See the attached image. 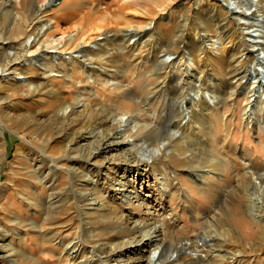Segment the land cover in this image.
I'll return each mask as SVG.
<instances>
[{"label": "rangeland", "instance_id": "rangeland-1", "mask_svg": "<svg viewBox=\"0 0 264 264\" xmlns=\"http://www.w3.org/2000/svg\"><path fill=\"white\" fill-rule=\"evenodd\" d=\"M49 1L0 0V264H151L188 238L198 264H264V88L251 79L264 0H232L238 13L221 0ZM165 52L200 54L197 72ZM12 75L30 90L7 91ZM131 115L157 124L147 146L167 142L160 169L133 146ZM180 143L186 162L171 160ZM219 155L228 166L207 171Z\"/></svg>", "mask_w": 264, "mask_h": 264}, {"label": "bare ground", "instance_id": "bare-ground-1", "mask_svg": "<svg viewBox=\"0 0 264 264\" xmlns=\"http://www.w3.org/2000/svg\"><path fill=\"white\" fill-rule=\"evenodd\" d=\"M221 1H223V2H225L227 4H235L236 5L235 8H234V6H231L230 8L232 10H234L235 13H238V7L239 6L237 5L236 1H232V0H221ZM237 15H240V14H237ZM135 33H136L135 31H132V30L129 31L128 30V33L126 35H127V38L129 40V42L130 41H137L139 39V37L137 36L138 34L136 35ZM248 33H249L250 36H252V34H255V30L251 29V33L252 34L250 33V31ZM111 35H113V34H111ZM11 36H13V34ZM29 39H32V38L30 37ZM250 40L252 42H254V43L257 42V39L254 36H252L250 38ZM28 41H30V40H28ZM218 41H219L218 39L216 40V39H213L211 37L206 41L207 47L211 48L213 54H215V55H221V53H225L227 51V48H226L227 46H222V47L218 48V46H217ZM259 41L263 42L262 39H260ZM92 44H94L96 46L95 43H92ZM260 44H262V43H260ZM23 45L29 46L30 43L29 44L23 43L22 46ZM63 45H64V42H60V47L63 46ZM262 49H263V47H262ZM262 49L260 50L259 54L262 57H264V50H262ZM54 51L55 52L53 54L58 59L63 58L64 55L66 54V52L64 50H62V47L60 49L56 48V49H54ZM78 51H79V54H82L84 52L83 48L79 49ZM165 53L166 54H165L164 60L168 64V66L170 65V63H172V65L175 66V64H177V63L181 64V63L184 62V63L187 64L186 65V67H187L186 72L191 73V74H193L194 72H197L198 67H199V62L201 61V55L200 54H198V56H200L199 58H198V56H194V55L189 56V57H186L184 55L181 58L176 57L177 59L175 60L174 59L175 55H172L171 53H168V52H165ZM67 54H70L68 56V59H72L74 57L73 53H68L67 52ZM243 54H244V52L242 53V56H243ZM6 55L8 56V53H6ZM29 58H33V56L30 55ZM243 61H244V59H243ZM243 61L239 60L237 63L238 64H242ZM251 64H252L251 65V73H252L251 74V79H252V82H253V85H254L253 86V91H257V90H260L261 88H264V65H263V63H260V62H255V63H251ZM16 76L17 75H12L9 78L8 82L4 83V87L6 88V90L11 92V93H13V94H22L25 91H29L30 88H31V84L29 82H26L25 80L21 79L20 77H16ZM263 93H264V90L261 91V93H260L261 98L264 97ZM199 96H201L200 93H196V94L193 95V97L191 99V104L193 106L199 105V100H198ZM206 96L213 100V98L211 97L209 92H207ZM250 96L254 100V96H255L254 92H251ZM142 97H143V95H142ZM144 97H145V100L146 99L150 100V96L149 95L147 96L145 94ZM155 104H156L155 100L151 99L150 100V106H151V108H152L154 113L157 111V108H156ZM185 105H186L185 100H183V102L181 104V107L183 109H185V111H187L186 108H185ZM251 105L252 104L249 105L250 108H251ZM247 113H249V110L247 111ZM135 120H136V116H134V115H131V117H129L127 120H125V123H126L125 130L129 131L130 136L133 137V139H134L133 146L136 148L137 152L140 155L144 156L143 159L146 160L148 162V164H150L152 166L154 165L158 169H160V163L157 160L158 158H157L156 153L160 152V151L164 152L166 149H169L168 147H165L167 142H163L162 143V146H164V148L161 145H157L154 148H150L149 145L147 146L146 145V141L148 139H150V138H153V136L155 135L156 130H157V126H156L157 124L156 125L152 124V122L151 123L142 124V123H139V122H137ZM122 121H124V119H122ZM133 122H135V123H133ZM195 132H204V135H208L207 132L205 131V128H204L203 125H198L196 127ZM180 142H182V141H180ZM187 152H188L187 147H185V145L183 143H180L179 149H176V155H172L171 156V160L175 161V162L176 161H185L186 162L187 158L181 159V157L184 156V154H186ZM150 159L153 160V161L149 162ZM154 160H157V161H154ZM203 166L206 168L207 171H209V172L214 171L215 172V171L222 170L224 167H227L228 164L225 161H223V159L219 155V156H213L212 158H207V160L205 161V164ZM248 207L250 208L249 204H248ZM200 225L204 226L207 229V231H210L209 229L212 228L208 221H203V222L201 221ZM189 240L190 239L188 238L187 241L184 244L182 243L181 245H178V244H175V245L172 244L171 245V251H172V253H174V255H176L175 257H173L172 254H171V255H168V257L165 258V259L159 258L158 257L159 251L155 250L154 251V255H153V259L151 260V264H198L197 262H195V260L193 258L194 255L191 252L185 253L184 250H183L184 246H187L185 248H190L189 247Z\"/></svg>", "mask_w": 264, "mask_h": 264}, {"label": "water", "instance_id": "water-1", "mask_svg": "<svg viewBox=\"0 0 264 264\" xmlns=\"http://www.w3.org/2000/svg\"><path fill=\"white\" fill-rule=\"evenodd\" d=\"M52 1H53V0H50L49 2H50V3H52ZM49 2H48V3H46V4H45V6H46V5H49ZM249 205H251V206H250V208H252V207H253V204H252V203H250ZM252 210H253V209H252Z\"/></svg>", "mask_w": 264, "mask_h": 264}]
</instances>
